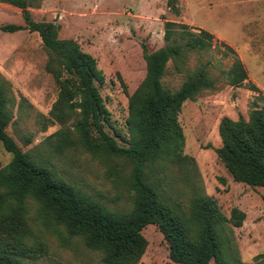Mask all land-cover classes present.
I'll use <instances>...</instances> for the list:
<instances>
[{
    "label": "rangeland",
    "instance_id": "1",
    "mask_svg": "<svg viewBox=\"0 0 264 264\" xmlns=\"http://www.w3.org/2000/svg\"><path fill=\"white\" fill-rule=\"evenodd\" d=\"M36 22L59 27L60 39L77 41L92 54L105 75L98 84L110 112L114 135L128 136L130 97L147 74L145 53L180 46L166 66L162 82L176 90L204 71L211 86L187 100L178 120L184 143L180 159L158 160L146 168V177L162 200L188 216L199 193L213 196L230 218L236 208L245 212L241 226L227 224L225 236L235 240L233 264H254L264 254V187L234 179L218 155L222 146L219 126L224 117L248 120L251 110L264 107V0H29ZM187 24L170 28L166 23ZM25 24L20 8L0 1V26ZM193 27V28H192ZM205 29L214 35L205 48H187V30ZM224 44L234 50L231 51ZM240 59L247 79L231 83V70ZM62 69L37 31L0 29V82L10 121L7 133L21 150L58 177L109 210L129 212L134 206L133 164L124 157L92 152L79 143L75 127L80 110L66 124L50 119L58 99L57 72ZM255 84L261 91L253 89ZM121 145L126 144L119 140ZM13 158L0 140V168ZM27 245L33 252L26 264H105L101 251L89 248L82 237L69 236L65 226L45 223L38 203L28 201ZM147 249L138 263L177 264L155 224L142 231ZM236 257V258H235ZM264 258V255H263ZM210 264H216L211 260Z\"/></svg>",
    "mask_w": 264,
    "mask_h": 264
},
{
    "label": "trees",
    "instance_id": "2",
    "mask_svg": "<svg viewBox=\"0 0 264 264\" xmlns=\"http://www.w3.org/2000/svg\"><path fill=\"white\" fill-rule=\"evenodd\" d=\"M0 1L20 8L25 21V24H5L0 29L39 32L44 45L61 64L62 69L56 75L60 93L50 119L66 124L79 109L81 118L75 123L79 143L92 152L103 151L130 160L135 190L131 211L109 210L23 152L6 131L10 116L0 82V140L13 155L0 168V264H26L25 258L33 252L27 245L30 199L38 203V214L45 223L63 225L69 236L82 237L89 248L102 252L105 264H138L148 246L142 233L148 224L158 226L168 243L169 257L177 264H210L211 260L216 264H233L230 259L236 253L235 240L231 235L225 236L227 224L241 226L245 212L235 208L228 218L213 196L199 193L186 216L162 200L156 183L153 185L146 177L151 162L180 159L185 136L178 114L187 100L211 86L204 71L171 90L164 86L162 78L168 61L179 55L180 46L145 53L146 77L129 100L128 136L119 132L112 135L106 130L112 123L98 89V84L105 82V75L97 59L82 50L77 41L60 39L58 26L36 22L29 0ZM174 3L175 0H169L172 7ZM173 26H180L184 32L189 28L187 24L167 22V40ZM185 35L187 48H205L214 38L205 29L198 34L187 30ZM224 45L234 52L231 46ZM247 77L242 61L237 59L231 70V83L240 85ZM252 87L261 91L255 84ZM219 131L222 146L218 155L234 179L264 187V107L252 109L248 120L224 117ZM119 140L126 144L121 145ZM263 255L259 254L256 258L260 260L254 264H264Z\"/></svg>",
    "mask_w": 264,
    "mask_h": 264
}]
</instances>
